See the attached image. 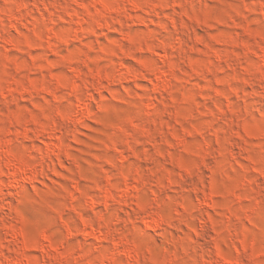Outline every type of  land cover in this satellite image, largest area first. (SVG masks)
<instances>
[{
	"label": "clouds",
	"instance_id": "clouds-1",
	"mask_svg": "<svg viewBox=\"0 0 264 264\" xmlns=\"http://www.w3.org/2000/svg\"><path fill=\"white\" fill-rule=\"evenodd\" d=\"M0 264H264V0H0Z\"/></svg>",
	"mask_w": 264,
	"mask_h": 264
}]
</instances>
